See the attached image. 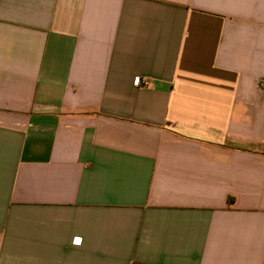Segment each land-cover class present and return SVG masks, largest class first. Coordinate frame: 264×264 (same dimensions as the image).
I'll return each instance as SVG.
<instances>
[{"label":"crops","instance_id":"obj_1","mask_svg":"<svg viewBox=\"0 0 264 264\" xmlns=\"http://www.w3.org/2000/svg\"><path fill=\"white\" fill-rule=\"evenodd\" d=\"M0 264H264V0H0Z\"/></svg>","mask_w":264,"mask_h":264},{"label":"built area","instance_id":"obj_2","mask_svg":"<svg viewBox=\"0 0 264 264\" xmlns=\"http://www.w3.org/2000/svg\"><path fill=\"white\" fill-rule=\"evenodd\" d=\"M135 84L137 86H147L149 84V80L141 77H136Z\"/></svg>","mask_w":264,"mask_h":264}]
</instances>
